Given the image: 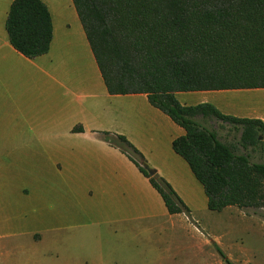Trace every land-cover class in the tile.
I'll return each mask as SVG.
<instances>
[{
    "label": "crops",
    "instance_id": "1",
    "mask_svg": "<svg viewBox=\"0 0 264 264\" xmlns=\"http://www.w3.org/2000/svg\"><path fill=\"white\" fill-rule=\"evenodd\" d=\"M13 1L0 0V264H218L212 240L239 257L241 245L223 249L229 233H205L204 189L172 148L184 130L146 94L108 93L72 0H41L53 35L48 53L33 59L9 42L5 22ZM175 98L264 124V89ZM102 132L134 145L190 216L169 214L148 179Z\"/></svg>",
    "mask_w": 264,
    "mask_h": 264
},
{
    "label": "trees",
    "instance_id": "2",
    "mask_svg": "<svg viewBox=\"0 0 264 264\" xmlns=\"http://www.w3.org/2000/svg\"><path fill=\"white\" fill-rule=\"evenodd\" d=\"M107 91L146 94L185 134L172 142L202 185L207 208L264 211V164H251L205 126L208 119L241 132L244 149L264 153L260 120L222 114L209 103L185 106L178 92L264 89V0H72ZM5 29L11 46L33 59L48 53L50 12L41 0H14ZM82 131L80 127L73 129ZM101 138L126 155L161 196L169 214L190 210L173 188L150 172L124 136ZM225 264H233L212 245Z\"/></svg>",
    "mask_w": 264,
    "mask_h": 264
},
{
    "label": "rangeland",
    "instance_id": "3",
    "mask_svg": "<svg viewBox=\"0 0 264 264\" xmlns=\"http://www.w3.org/2000/svg\"><path fill=\"white\" fill-rule=\"evenodd\" d=\"M206 127L216 132L218 139L231 147L237 155H244L251 164H264V153L256 147L244 149L241 146V132L235 130L230 124L223 123L216 119H208ZM207 227L206 234L213 238L220 234L229 233L227 246L232 247L235 243L242 246L243 253L238 257V251L235 249L225 250L226 256H231L233 264H242L247 261L249 264H264V211L253 208H240L229 206L221 212H208L204 219ZM223 241V244H226ZM217 244L213 241L211 244ZM233 248V247H232ZM214 249V247H213ZM215 250V249H214ZM214 259L218 264H225L219 255L212 250ZM238 259L240 260L239 262Z\"/></svg>",
    "mask_w": 264,
    "mask_h": 264
},
{
    "label": "water",
    "instance_id": "4",
    "mask_svg": "<svg viewBox=\"0 0 264 264\" xmlns=\"http://www.w3.org/2000/svg\"><path fill=\"white\" fill-rule=\"evenodd\" d=\"M150 172H152V171H150Z\"/></svg>",
    "mask_w": 264,
    "mask_h": 264
}]
</instances>
